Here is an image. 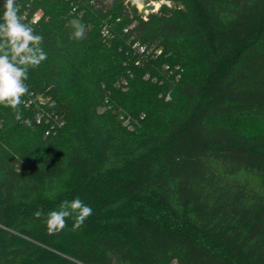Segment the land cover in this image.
Returning a JSON list of instances; mask_svg holds the SVG:
<instances>
[{"label": "trees", "instance_id": "1", "mask_svg": "<svg viewBox=\"0 0 264 264\" xmlns=\"http://www.w3.org/2000/svg\"><path fill=\"white\" fill-rule=\"evenodd\" d=\"M71 1L17 0L42 9L47 59L18 110L0 105V264H264V135L234 124L264 120V0H169L146 18ZM135 41L162 51L137 63ZM76 197L92 215L49 235L33 214Z\"/></svg>", "mask_w": 264, "mask_h": 264}, {"label": "clouds", "instance_id": "2", "mask_svg": "<svg viewBox=\"0 0 264 264\" xmlns=\"http://www.w3.org/2000/svg\"><path fill=\"white\" fill-rule=\"evenodd\" d=\"M2 7L4 11L0 16V105L18 110L24 103L22 98L29 94L25 83L29 69L36 68L45 61L47 53L42 47L43 36L23 22L17 0H4ZM66 26L73 29V39L80 40L85 37L86 26L81 20L72 19ZM16 119H23L19 111L16 112ZM92 212L89 205L76 197L62 201L58 209L48 212L46 217L39 210L33 215L37 219L43 217L48 234L56 235L66 228L68 218L74 220L71 230L76 231Z\"/></svg>", "mask_w": 264, "mask_h": 264}, {"label": "built area", "instance_id": "3", "mask_svg": "<svg viewBox=\"0 0 264 264\" xmlns=\"http://www.w3.org/2000/svg\"><path fill=\"white\" fill-rule=\"evenodd\" d=\"M0 1L4 2V0H0ZM66 1H69L71 4V6H72L71 11L78 12L77 6H74L73 2L71 0H66ZM128 1H130L131 3H134L136 5L135 1H133V0H128ZM146 1H147V4L153 5V9L152 10H145L144 15L142 16L143 18H146L148 13L156 11L161 4H163V3L169 4V2L167 0H146ZM141 7H142V4H141ZM20 15L23 17V22L32 27L34 24H36V22L40 18H42L44 16V13H43L42 9L38 8V9L34 10L32 13H29L27 10H22V11H20ZM107 32H108V29L106 26H104L103 27V33L105 34ZM131 46L135 51H137L139 53V57H141V58L137 59V61H136L137 63L140 62L142 59L143 60H148L151 58L153 59L157 55H159L162 51L161 48H157V47H153V46L147 47L146 45L141 44L138 41H135L133 44H131ZM163 70L165 72H167L168 75H175V77L180 76V73L178 72V66L171 67L169 63H164L163 64ZM146 76L148 77V74H146ZM153 79L155 80V78H153ZM25 105L29 107V105H30L29 101L25 102ZM44 114H45V112L43 111L42 108H40L36 114V121L40 122L43 119V116H45ZM47 115L49 116L50 114L47 113ZM141 117H143V115H140V118ZM124 123L126 124L127 120H125ZM129 126L131 127V124ZM168 264H179V263L176 259H171L168 262Z\"/></svg>", "mask_w": 264, "mask_h": 264}, {"label": "rangeland", "instance_id": "4", "mask_svg": "<svg viewBox=\"0 0 264 264\" xmlns=\"http://www.w3.org/2000/svg\"><path fill=\"white\" fill-rule=\"evenodd\" d=\"M125 1H128V0H125ZM133 1H135L138 10H140L142 0H133ZM167 1L169 2V4H171L169 0H167ZM173 3H174V1H173ZM160 64L161 63L157 64V66H160ZM153 66H154L153 64H150V68H152ZM36 101H37L36 104H39V102L42 101V97L36 95ZM234 124H235L236 128L245 136H261V135H264V120L260 119L258 116H248V117L243 118L241 120H237V122Z\"/></svg>", "mask_w": 264, "mask_h": 264}, {"label": "water", "instance_id": "5", "mask_svg": "<svg viewBox=\"0 0 264 264\" xmlns=\"http://www.w3.org/2000/svg\"><path fill=\"white\" fill-rule=\"evenodd\" d=\"M153 9V5L152 4H147L146 0L142 1V7L139 10V15L143 16L145 13V10H152Z\"/></svg>", "mask_w": 264, "mask_h": 264}]
</instances>
